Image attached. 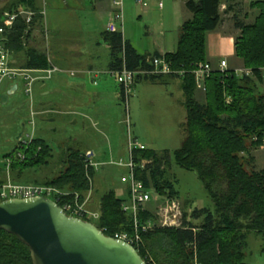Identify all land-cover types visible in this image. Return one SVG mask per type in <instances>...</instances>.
Segmentation results:
<instances>
[{"label": "trees", "instance_id": "16d2710c", "mask_svg": "<svg viewBox=\"0 0 264 264\" xmlns=\"http://www.w3.org/2000/svg\"><path fill=\"white\" fill-rule=\"evenodd\" d=\"M184 1L192 16L180 26L177 47L172 52L143 54L121 31L102 33L109 44V71L123 66L129 70L150 69L149 59L161 56L172 69L185 71L183 75L141 76L153 83H162L164 76L179 78L186 117L180 125L181 146L172 153L133 148L136 176L146 188L177 198L174 182L162 167L163 163L173 160L196 174L213 202V209L183 210V227H157L143 232L138 253L147 264H247L244 261L247 234L250 231L264 234V168L246 170L239 153L248 150L249 140L255 147L264 142V90L260 89L264 83V0L247 1L250 8L258 11L252 22H245L237 11L232 16L234 27L239 30L234 43L235 55L252 73L239 75L233 69L223 72L215 69L205 80L204 102L195 97L197 87L192 70L207 61L206 35L222 23V0ZM226 2L224 13L231 9L233 0ZM20 7L38 11L40 0H8L0 7V17L5 10ZM41 17L37 15V19ZM25 28V23L18 20L9 34L7 46L11 55L24 54L25 63L21 68L48 67L46 54L29 43L33 36L26 35ZM18 150L25 156L11 161L9 171H18L15 175H21L19 171L27 167L48 163L52 156L51 145L36 136L27 147H21L18 141L14 150L4 157ZM84 153L80 149H68L63 159L64 170L43 184L77 191L84 198L89 189ZM88 173L94 178L95 169L90 167ZM5 181L0 178V187ZM126 200L118 197L113 189L107 190L98 199V219L85 220L93 222L108 236L131 232V215L121 207ZM149 215L145 211L140 213L143 220ZM0 264H32L29 248L3 229H0Z\"/></svg>", "mask_w": 264, "mask_h": 264}, {"label": "rangeland", "instance_id": "374dc122", "mask_svg": "<svg viewBox=\"0 0 264 264\" xmlns=\"http://www.w3.org/2000/svg\"><path fill=\"white\" fill-rule=\"evenodd\" d=\"M7 1L0 0V7ZM57 1L54 7L45 6L47 38L37 33L36 38L34 35L29 43L44 52L52 62V54L75 59L80 56L78 52L88 53L93 47L95 49L106 17L104 13L98 12L97 5L94 8V0H79L78 3L73 0ZM146 2L147 0H143L142 5ZM148 2L151 12L147 17L142 15V19L138 17L140 4L135 0H123L122 24L116 23L123 36L130 39L143 54L151 51L153 41L164 36L165 42L171 44L169 31L172 27L170 12L167 10L169 1ZM234 12L236 9L226 12L231 21ZM255 14V11H251L248 21H252ZM160 20L164 22V36L158 34ZM145 25L150 27L151 32L147 31ZM95 50L101 51V59L95 61L96 68L100 70L107 60V50L104 44ZM56 62H63L75 68L74 70L79 68L75 63L68 64L61 59ZM73 82L80 84L76 90H72ZM13 83L17 84L16 91L8 96L5 103L0 102V178L6 181L10 179L20 184L47 185L43 184L45 180L52 179L64 170L66 165L63 159L68 149L85 151L89 148L93 152V158L98 161L92 186H95L96 197L109 189H114L118 196H124L120 178L125 170L117 162L128 160L130 142L142 144L146 149L158 153L164 150L172 153L181 146L183 135L180 125L185 120V107L180 79L168 84L152 83L144 78L136 81L125 103L119 98V83L110 72L99 71L96 77L79 71L73 76L55 72L45 80V92H40L36 86L31 98V106L36 112L34 135L51 145L52 156L48 158V163L27 167L19 171L21 175H15L18 171L10 172L9 166L12 160H19V150L12 156L4 155L13 151L20 141H16V136L22 123L25 124L24 130H30L27 120L30 119L31 106L30 98L24 92L22 79L16 78ZM263 86L260 84L261 90ZM1 89L4 90V87ZM199 97L202 102L205 101L203 91ZM247 146V151L239 153L245 169L264 168V142L262 146L255 147L250 145L249 140ZM162 167L166 169L167 177L174 182L182 210L190 212L195 207L213 209L209 193L193 171L178 166L173 160L169 164L163 163ZM149 193L151 200L147 206L152 209L156 215L155 220L159 222V203L156 205L155 198H162L164 195L151 189ZM86 197L87 195L82 198ZM90 198L88 196L86 207L98 212L95 207H90ZM244 254L247 264H264V234L250 231Z\"/></svg>", "mask_w": 264, "mask_h": 264}, {"label": "built area", "instance_id": "2783aa9c", "mask_svg": "<svg viewBox=\"0 0 264 264\" xmlns=\"http://www.w3.org/2000/svg\"><path fill=\"white\" fill-rule=\"evenodd\" d=\"M41 8L36 11L28 7H20L13 10H5L0 17V94L2 84L5 80H14L20 78L24 84V92L30 98V106L32 103L34 83L39 80H46L50 78L55 72H63L64 70L55 65L47 56L49 62L48 67L40 68H17L10 65L11 52L7 46L9 41V34L13 31L14 25L18 20L25 23L26 28L24 33L31 36L40 33L43 37L47 38L48 30L45 25L44 15L46 0H40ZM137 3L142 4L143 0H135ZM249 1V0H247ZM114 7L111 16L107 22L106 30L109 32L120 31L117 27V22L122 24V7L123 0H112ZM161 7V3H160ZM225 7V6H224ZM37 15L41 18L37 19ZM151 68L140 70H129L123 66L120 70L109 71L114 75L117 82L121 86V96L125 103L128 101L131 88L138 79H142L143 75H159V74H179L183 75L185 71L174 70L171 68L170 63L165 57H153L149 59ZM220 72L228 69L227 61L225 58L218 62L214 67L209 61L199 63L192 70L194 75V82L197 89L205 90V80L214 70ZM239 75H250L252 72L248 68H237L234 70ZM264 71V69H263ZM73 74V72H70ZM140 77V78H139ZM35 110L31 106L30 119L27 120L30 130L23 131L20 138V146L27 147L34 139V117ZM133 148L144 149V145H136L130 142L129 158L126 162H117L118 165H123L127 168L126 174L121 176V181L128 186V199L121 205L122 210L131 215L133 222V229L131 232H117L112 237L122 239L138 251L143 244L142 233L153 230L157 227H183V210L178 198H169L164 195L162 198H155L156 205L158 204V214L161 219L155 220V213L147 206L151 200L149 190H154L152 187L146 188L143 181L136 176V164L132 158ZM18 157L24 158V153L17 152ZM84 166L86 169V176L89 181V189L87 190V197L82 198L81 194L77 191H65L58 189L51 185H37V184H20L14 183L8 179L0 187V199L9 198H30V197H47L55 201L60 207L69 215L80 217L82 219L96 220L99 217V211L95 212L86 207L87 198L90 196V191L93 186V178L88 173L90 167L96 170L98 162L93 158V152L86 150L84 153ZM8 164L10 159H7ZM143 165H141V168ZM155 191V190H154ZM161 195V194H160ZM148 212L150 215L144 220L140 216L141 212ZM189 220V219H187ZM103 231V229H101Z\"/></svg>", "mask_w": 264, "mask_h": 264}, {"label": "water", "instance_id": "95a60500", "mask_svg": "<svg viewBox=\"0 0 264 264\" xmlns=\"http://www.w3.org/2000/svg\"><path fill=\"white\" fill-rule=\"evenodd\" d=\"M16 88L13 83L1 93L0 102ZM0 229L29 248L32 264H147L130 243L104 234L93 222L67 214L43 196L0 200Z\"/></svg>", "mask_w": 264, "mask_h": 264}, {"label": "crops", "instance_id": "0c3cea01", "mask_svg": "<svg viewBox=\"0 0 264 264\" xmlns=\"http://www.w3.org/2000/svg\"><path fill=\"white\" fill-rule=\"evenodd\" d=\"M62 1L65 2V0H62ZM73 1L76 3L79 2V0H73ZM168 1H169V4H168L167 10L170 12V21H171V27H172L171 30L169 31V33L171 34V44L166 43L164 40V37H165L164 36L165 31H163L164 22L162 20H160V22H159L160 30H159L158 34H161L164 37H162V39H159L158 41H153L151 51H147L144 54L148 55V54H151L153 52L164 54L166 52L174 51L177 47L180 26L182 25V23L185 20L191 18V16H192L191 12H189V10L185 7V1L184 0H168ZM111 2H112V0H94V2H93L94 8L97 5L98 9H99L98 12H100L102 14L104 13L105 17H106L105 21H104V28L101 32H99V39L97 40V42H96L97 46L95 47V49H97L98 47H101L102 44H104L106 47L107 60L105 61L103 68L102 69L100 68V70H98L96 68L95 61H99L101 59V54H100L101 51L100 50L96 51L94 49V47H93V50H89L88 53H87V51L78 52L80 54V56L76 57L75 59H71L69 56H65V57L60 56L59 57L57 54H54V56H53V54H52L54 64L57 65L59 68L63 69L64 73H67L70 76H73V75H75V73L77 71H79L83 74L86 73L90 76L93 75L94 77H96L99 75V71L105 72V73L109 72V69H108V63H109V58H110L109 44H108V42H106L102 38V33H103V31H106L107 22H108V20L111 16V13L114 9L113 5H111L112 4ZM57 3H58L57 0H46L47 7H54L57 5ZM226 3H227L226 0H222V5L220 8V10L223 12L222 13V23L220 24V26L216 30L211 31L208 35H206V59L214 67H216L218 65V62L221 59L225 58L227 61L228 69L235 70L237 68H243L244 65H243V61L235 55L234 43H235V37L239 34V30L234 27L233 20L231 21L230 19H228L227 13H224V9H225L224 6H226ZM231 4H232L231 9H236L238 14L242 15L241 17L244 18L245 22H252L253 21V20L248 21V14L251 11L252 12L255 11V13H256L255 16L257 15V12H258L257 9L250 8L248 6L247 0H233V2ZM150 8H151V5H150V2H148V0L143 5L140 4V8L138 9V17L142 18V15L147 17L148 14L151 12ZM239 9H243V11L239 10ZM145 27L148 29L147 31L151 32L150 27L148 25H145ZM36 35H37V33H36ZM124 38L131 42V40L128 39L127 37L124 36ZM132 45L135 47L134 43H132ZM82 54H87V55L82 56ZM60 59L62 61H65L68 64H70L69 62L75 63L76 65L79 66V68L74 70L75 68H71L70 66H67L63 62L58 64L56 61H58ZM73 60H75V62H73ZM24 63H25V56L23 53H20L18 56H12L11 55L10 65L12 67L21 68L22 64H24ZM70 72H73V74H70ZM162 79H163L162 83L168 84L170 82H173V80H176L179 78L164 76ZM106 80H107V78L105 79V82H106ZM140 80H137V81H140ZM3 84H2V86L4 87V90L1 89L2 93L7 91L10 88V86L13 84V81L5 80L3 82ZM79 85H80L79 83L73 82L72 83V90H76ZM179 85L182 89L181 80H180ZM263 85H264V83H263ZM36 86H38L40 92H42V93L45 92V87H46L45 80L36 81L34 83V87H36ZM34 87H33V90H34ZM16 89H15V91H16ZM263 90H264V86H263ZM120 91H121V86L119 84V98H120ZM201 92L202 91L200 89L195 90V97L200 102H202L201 98L199 97L201 95ZM42 105H44V104H42ZM185 117H186V109H185ZM262 148H264V146ZM86 150H91V149L88 148ZM94 160L96 162H98L95 158H94ZM120 166H122L125 170L121 174V176H122V175L126 174L127 168L123 165H120ZM95 173H96V170H95ZM94 178H95V175H94ZM92 188L93 189H91L90 196H89V197H91L89 205L91 208H93V207L96 208L98 205V199L101 196V194L99 197L98 196L96 197L95 186ZM121 190H122L121 192H123L124 196H118L117 194L116 195L118 197L128 199V186L126 183L122 182ZM115 193H116V191H115Z\"/></svg>", "mask_w": 264, "mask_h": 264}]
</instances>
